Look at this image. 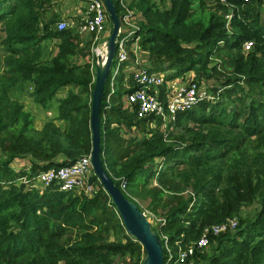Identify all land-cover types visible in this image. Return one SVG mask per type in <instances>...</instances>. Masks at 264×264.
<instances>
[{
  "label": "trees",
  "instance_id": "trees-1",
  "mask_svg": "<svg viewBox=\"0 0 264 264\" xmlns=\"http://www.w3.org/2000/svg\"><path fill=\"white\" fill-rule=\"evenodd\" d=\"M208 1L168 0L167 5L164 0L129 1L143 20L127 45L136 42L140 52L148 54V70L171 69L165 81L188 71L195 73L196 79L191 80L215 77L211 88L215 99L176 113L169 125L174 131L166 138L159 120L151 128L147 125L151 117L138 119L123 107V94L133 88L123 91L119 84L108 109L102 99L100 157L126 198L143 212L136 200L140 198L149 211L164 218L165 223L152 230L158 236L165 234L174 248L176 240L182 246L194 241L205 226L237 219L235 230L210 236L208 245L195 251L194 264H264L263 0H233L231 8L215 2L204 24L190 21L194 3L202 10ZM113 2L121 16L119 1ZM50 3L0 0V24L6 32L1 44L9 51L2 69L0 56V153L4 155L0 159V264H141L145 251L124 232L115 205L93 170L90 183L97 188L91 194L55 186L40 191L34 186L39 171L72 164L91 149L95 73L89 62L75 61L89 55L82 46L89 38L79 35L76 22L57 29L60 19L51 13ZM227 13L231 14L228 22ZM53 40L55 53L49 47ZM245 41L253 43L249 51H242ZM221 53L227 72L220 77L211 61ZM120 74L122 84L125 72ZM20 83L32 87V100L42 106L68 88L66 95L57 97L56 116L39 129L22 103L6 101L10 92L23 88ZM107 86L106 82V92ZM122 125L135 127L143 137L131 154L122 153L117 160L110 143L118 142ZM27 156L30 169L17 172L11 167L14 159ZM158 160L163 162L157 178L160 186H152V168ZM171 190L187 194L169 204L166 197ZM254 202L259 205L254 216L239 217L243 206ZM109 227L117 233L124 230L123 237L108 240Z\"/></svg>",
  "mask_w": 264,
  "mask_h": 264
},
{
  "label": "built area",
  "instance_id": "built-area-1",
  "mask_svg": "<svg viewBox=\"0 0 264 264\" xmlns=\"http://www.w3.org/2000/svg\"><path fill=\"white\" fill-rule=\"evenodd\" d=\"M118 1L123 12L119 16L120 32L116 40V52L106 79L107 92L104 88V108L108 109L110 107L111 99L118 88V76L122 71L125 72L123 78L124 81H127L125 83L128 86L126 89L133 88L123 94V107L135 113L138 119L151 117L152 120L148 124L152 127H156L159 120L161 127L166 128L174 121L176 113L193 108L201 100H213V96L207 93L200 82L196 80L190 79L185 82L182 79L183 76H181L172 81H165V74L148 70V65L141 60V52L137 43L132 42L130 47L127 45V41L138 29L139 22L143 20V16L137 10L129 7L130 0ZM214 1L230 8L233 5V0ZM81 3L83 8H81V11L83 12L81 13L80 22L75 26L76 31L82 37L88 36L87 38L91 39L92 44L96 45L92 48L95 57L98 54L104 55L106 52V39L109 34L105 4L103 0H81ZM230 16V13L226 14L227 22ZM73 24L60 19L56 26L57 29H64ZM252 46V41H245L243 50L249 51ZM262 56L264 57V50ZM128 63H130L129 66ZM123 64L124 67L122 68ZM129 81L131 84H129ZM162 86H164V89L161 91ZM92 170L89 154H87L81 156L72 164L48 167L39 171L34 177L33 183L40 191L55 186L61 191H76L78 193L82 191L85 194H91L93 192V185L90 183ZM120 186L121 188L125 187L123 180ZM159 223H165L164 218ZM236 227L237 219L235 217L228 218L221 223L205 226L199 237L185 246H182L179 240H176L174 242L175 248L169 243L168 237L160 233V240L163 239L162 264H194L195 251L205 248L209 243L210 236H217L225 231L235 230Z\"/></svg>",
  "mask_w": 264,
  "mask_h": 264
},
{
  "label": "rangeland",
  "instance_id": "rangeland-1",
  "mask_svg": "<svg viewBox=\"0 0 264 264\" xmlns=\"http://www.w3.org/2000/svg\"><path fill=\"white\" fill-rule=\"evenodd\" d=\"M80 3H81V0H51V3H50L51 13H53L55 15L56 19H64L69 23V20L71 18H75V17L73 15L72 16L67 15L66 10L64 9L65 5H67V4L80 5ZM164 4L167 5L168 0H164ZM263 5H264V0H263ZM214 9H215V1L214 0L208 1L206 4V7L202 10L199 9L197 7V5L194 3L193 9L191 12L190 21L201 22L204 24L207 21L209 11H213ZM107 29L109 30V33H110L111 26L109 23V19L107 22ZM75 30H76V28H75ZM79 35L81 36L80 33H79ZM5 37H6V32L3 29V24H0V56H2V58H1V61H2L1 69H2V67L4 68L6 65L5 63H3V58L9 54V51H7L5 49V47L1 44L2 39H4ZM87 37H82V38H87ZM82 46H84L85 50H88L89 55L86 57H79V58L75 59V61L77 63L89 62L91 65V69H92L93 73H95L96 57L92 52V48L95 47L96 45H93L92 41L90 39H88V42L83 43ZM49 47L52 48L53 52L55 53L56 46H55L54 40L49 42ZM129 47H130V45H129ZM47 48L45 51H47ZM242 51H243V49H242ZM93 56H94V59H93ZM224 59H225V54L221 53L219 55H215L211 61L212 62L211 64H213V63L217 64V68L220 72L218 75L220 77L222 76L223 72H227V67L226 66L222 67V64H221V61H223ZM141 60L143 62H145L149 67L151 61H150L147 53H141ZM123 67H124V64L122 65V68ZM170 71H171V69H167V67L163 66L162 70H158V71H154V72H160L162 74H166ZM120 77H122L121 74H119L118 78H120ZM179 77H181V76H179ZM193 78L196 79L195 73L193 71H188L187 73H185V75L183 76L182 79H183V81L187 82V81H189V79H193ZM215 81H216L215 77H209V78L201 77L198 80V82H200L201 86L205 89V91L207 93L211 94V96H213V94L211 93V88L213 87ZM125 83H127V81H124V80H123L122 84H121V82L118 83V87L120 84V87L123 91L128 87L127 85H125ZM129 84H131L130 81H129ZM20 85H22L23 88L17 89L13 92H10L8 94V99L6 101L9 103H13V102L22 103V105L24 106V109H26L28 112L31 113L33 120H34V126L37 129H39L44 122L49 121L56 116V114H57V97L64 96L68 92V88L61 89L59 91V94H57L56 97L52 98L47 106H42V105H40V104H38L32 100V98L29 94L30 91L32 90V87L29 86V84L20 83ZM70 90L75 92V91H77V87H71ZM213 99H215L214 96H213ZM104 116H106V112L104 113ZM55 122L58 123V121H55ZM147 125H149V124H147ZM150 127L156 128V127H152V126H150ZM159 129L164 134V136L166 138H168V134L170 133V131H174V128L172 126H168L166 128L159 127ZM118 133H119L118 142L117 143L111 142L110 144L112 146L113 155L116 157L117 160H121L123 158L122 153H125V156H127L133 152V150L136 148V142L143 137V134L140 133L135 127L129 128L125 125L121 126L120 131ZM3 157H4V155H2L0 153V159H2ZM30 164H31L30 157L27 156V157H23V158L14 159V161L11 163V167L15 171L19 172V171L24 170V169L25 170L30 169ZM162 168H163V162L161 160H158L154 163L152 170L155 171V175H153L150 178L149 185L160 186L158 184L157 178H158V174ZM96 188H97L96 185H93V191H95ZM184 194H187L186 190L184 193H176L175 191L171 190V191L167 192L166 202H168L169 204H174L177 201V197L184 195ZM136 200L139 203L141 209L144 210L143 211L144 215L146 216V218L150 222L151 227L153 229L157 230V228L155 226H157V224L161 221L162 218L160 216L156 215L155 213H153L152 211H149L146 208V202L145 201H142V200H140V198H137V197H136ZM258 208H259V205L257 202L243 206L241 212L239 213V217L251 218L258 211ZM123 231L124 230L117 233V229L109 227L108 240H114L117 238H122L123 237L122 236ZM124 232H126V231H124ZM142 257L144 258L145 255Z\"/></svg>",
  "mask_w": 264,
  "mask_h": 264
},
{
  "label": "water",
  "instance_id": "water-1",
  "mask_svg": "<svg viewBox=\"0 0 264 264\" xmlns=\"http://www.w3.org/2000/svg\"><path fill=\"white\" fill-rule=\"evenodd\" d=\"M111 30L106 39V52L104 55H97L95 60L94 88L90 101V137L91 149L89 158L95 176L102 188L109 195L112 203L122 220L127 234L138 241L145 257L141 264H162L163 247L159 236L152 230L151 224L140 210L138 205L126 198L120 188L114 183L111 176L106 171L100 157V118L99 113L104 95L106 79L109 75L116 52V40L120 32V19L116 12L113 0H103Z\"/></svg>",
  "mask_w": 264,
  "mask_h": 264
},
{
  "label": "crops",
  "instance_id": "crops-1",
  "mask_svg": "<svg viewBox=\"0 0 264 264\" xmlns=\"http://www.w3.org/2000/svg\"><path fill=\"white\" fill-rule=\"evenodd\" d=\"M81 8H82V3H80V5H74V4L70 5V4H67L64 7V9L66 10L67 15H71V16L73 15L75 17V18H71L69 20L70 23L71 22L74 23L73 25H75V22L78 24L80 22V20H81V13L83 12V11H81ZM129 65H130V63H128V66ZM62 159H63L62 157H58L57 158V160H62Z\"/></svg>",
  "mask_w": 264,
  "mask_h": 264
}]
</instances>
